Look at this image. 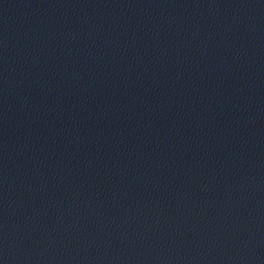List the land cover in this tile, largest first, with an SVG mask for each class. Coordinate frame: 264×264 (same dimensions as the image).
I'll use <instances>...</instances> for the list:
<instances>
[{
  "label": "water",
  "instance_id": "obj_1",
  "mask_svg": "<svg viewBox=\"0 0 264 264\" xmlns=\"http://www.w3.org/2000/svg\"><path fill=\"white\" fill-rule=\"evenodd\" d=\"M0 264H264V0H0Z\"/></svg>",
  "mask_w": 264,
  "mask_h": 264
}]
</instances>
